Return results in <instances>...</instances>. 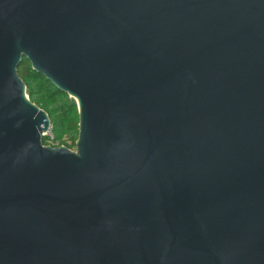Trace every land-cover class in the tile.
Returning a JSON list of instances; mask_svg holds the SVG:
<instances>
[{
  "label": "water",
  "instance_id": "1",
  "mask_svg": "<svg viewBox=\"0 0 264 264\" xmlns=\"http://www.w3.org/2000/svg\"><path fill=\"white\" fill-rule=\"evenodd\" d=\"M0 264H264V0H0Z\"/></svg>",
  "mask_w": 264,
  "mask_h": 264
},
{
  "label": "trees",
  "instance_id": "2",
  "mask_svg": "<svg viewBox=\"0 0 264 264\" xmlns=\"http://www.w3.org/2000/svg\"><path fill=\"white\" fill-rule=\"evenodd\" d=\"M18 70L26 83L30 99L49 114L55 141L69 148L75 147L79 136V107L76 99L34 70L26 58ZM68 137L73 140L72 144L67 142ZM46 140L47 137H44V143Z\"/></svg>",
  "mask_w": 264,
  "mask_h": 264
},
{
  "label": "built area",
  "instance_id": "3",
  "mask_svg": "<svg viewBox=\"0 0 264 264\" xmlns=\"http://www.w3.org/2000/svg\"><path fill=\"white\" fill-rule=\"evenodd\" d=\"M45 137H47V140L44 143L45 145H51V146L65 145V146H67L66 144H61L60 141H55L54 135H53V132H52V127L49 129V131L46 132Z\"/></svg>",
  "mask_w": 264,
  "mask_h": 264
},
{
  "label": "rangeland",
  "instance_id": "4",
  "mask_svg": "<svg viewBox=\"0 0 264 264\" xmlns=\"http://www.w3.org/2000/svg\"><path fill=\"white\" fill-rule=\"evenodd\" d=\"M67 139V142L69 143V144H72V142H73V140L71 139V138H66ZM72 149H75V147H73Z\"/></svg>",
  "mask_w": 264,
  "mask_h": 264
}]
</instances>
